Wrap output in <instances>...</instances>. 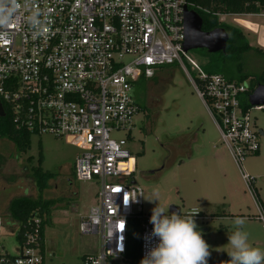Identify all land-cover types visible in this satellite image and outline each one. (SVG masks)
Wrapping results in <instances>:
<instances>
[{"label":"built area","instance_id":"obj_1","mask_svg":"<svg viewBox=\"0 0 264 264\" xmlns=\"http://www.w3.org/2000/svg\"><path fill=\"white\" fill-rule=\"evenodd\" d=\"M18 3L20 21L0 29L9 33L0 39V102L5 112L0 118L9 114L15 128L31 138L43 134L67 138L82 150L76 177L99 180L98 201L82 216L80 230L99 234L100 249L85 255L82 264H140L158 243L151 236L152 214L143 210V189L128 140L115 139L111 133L133 129L134 117L141 112L135 85L142 77H154L157 67L166 64L177 62L188 74L254 196L256 218L264 226L256 177L245 166L247 158L260 151L263 135L251 110H264V104L245 107L252 94L248 80L205 71L185 50V7L195 10L192 2L34 0L32 9L41 12L43 21L38 35L26 21L31 9L24 7V0ZM32 221L33 228L25 232L15 255L0 247V264H45L41 219ZM2 225L0 216V231ZM135 228L139 261L130 253Z\"/></svg>","mask_w":264,"mask_h":264},{"label":"rangeland","instance_id":"obj_2","mask_svg":"<svg viewBox=\"0 0 264 264\" xmlns=\"http://www.w3.org/2000/svg\"><path fill=\"white\" fill-rule=\"evenodd\" d=\"M262 12L257 16L250 13L240 16L223 14L220 19L241 28L251 45L264 48L261 41L259 43L264 31L255 33L236 20L244 17L264 25ZM188 53L205 71L224 67L222 61L225 56L219 52L193 48ZM227 63L235 65L231 60ZM243 71L252 74L247 79L251 85L252 78L255 77L256 81L264 71V56L255 51L245 53ZM192 74L195 76L196 72L192 70ZM133 93L143 107L134 117L133 129L116 130L111 135L115 139L128 140L127 147L136 159V179L143 189L144 212L152 214V209L156 207L158 202L146 200L151 198L156 188L160 192V204L168 208V212L171 206L179 207L181 215L201 211L202 216L195 212L194 220L210 246L211 255L207 264H220L230 259L227 253L231 251L227 245L228 233L233 230L234 219L219 220L217 213L222 214L223 211H232L233 216L227 214L231 215L230 218L242 216L249 242L264 249V226L256 218L255 200L246 191V183L221 140L215 120L184 68L177 62L159 66L154 77L135 85ZM140 93L143 97L139 96ZM251 116L258 130H264V110L253 109ZM260 139L261 153L248 157L245 166L256 177L255 188L264 204V135ZM81 152L67 138L50 134L32 136L31 147L26 152L19 151L11 140L0 138V215L3 219L0 247L7 253L15 255L19 243V224L9 215L8 204L15 197L38 198L39 189L33 168L39 164L40 153L43 155L44 171L54 173L43 197L63 198L62 204L58 203L59 206L52 210L51 217L44 224L45 264H82L85 255L98 253L100 235L85 234L80 230L81 218L98 201L100 188L96 178L86 181L76 177V160ZM216 153L229 173L228 180L241 193L231 208L229 205L233 198L228 197L223 186L219 187L223 181L211 163ZM189 154H192V159ZM56 183L58 187L54 188ZM73 204H78L76 212L71 208ZM135 229L132 238L139 239Z\"/></svg>","mask_w":264,"mask_h":264},{"label":"trees","instance_id":"obj_3","mask_svg":"<svg viewBox=\"0 0 264 264\" xmlns=\"http://www.w3.org/2000/svg\"><path fill=\"white\" fill-rule=\"evenodd\" d=\"M194 4V9L202 16L204 31H211L217 27H224L230 34L228 41V47L226 52H219L220 55H224L222 65L224 67L216 71L230 79L247 80L252 74L243 71V55L247 52L255 51L257 54L264 56V48L260 46L251 45L248 37L243 33L242 29L233 25L227 24L220 19L222 14H245V13H260L264 11V0H189ZM227 60H231L235 63L226 64ZM210 72V71H209ZM238 73V76H235ZM255 76V75H253ZM255 81L251 84L250 93H253L255 87L264 83V71ZM145 78L142 77L138 83L143 82ZM245 107H251L249 101L245 102ZM143 109V107L141 106ZM0 138H7L11 140L15 147L21 151L26 152L31 147V134L25 131H19L15 128L12 119L9 114L4 118H0ZM43 155L40 153L39 164L33 168V175L36 185L39 189L38 198L31 197H15L11 200L8 210L9 215L14 222L19 224V230L17 233L18 240H23L25 232L31 231L33 224H31L35 217L41 219V243L43 249L45 248V228L44 224L47 218L51 217L53 205L55 201L53 199H45L43 197L44 190L49 186V181L53 178L54 173L50 171H44L42 168ZM26 226V228L24 227ZM137 232V228L135 229ZM131 256L135 258V261H139V239L132 238Z\"/></svg>","mask_w":264,"mask_h":264},{"label":"clouds","instance_id":"obj_4","mask_svg":"<svg viewBox=\"0 0 264 264\" xmlns=\"http://www.w3.org/2000/svg\"><path fill=\"white\" fill-rule=\"evenodd\" d=\"M33 2L34 0H24V7L31 9L26 21L36 30L34 35H38L43 21L40 19L41 12L32 9ZM20 7L18 0H0V29L7 30L20 21ZM8 35L7 31L0 32V39ZM146 200L158 202L150 217L153 225L151 236L157 237L158 243L148 250L140 264H207L211 251L194 220L197 213L169 214L168 208L165 209L160 204L158 188L153 189L151 198ZM122 223L124 225V221ZM244 225L243 218L234 219L233 230L228 233L227 245L231 251L227 253L230 259L221 264H264V249L254 247L249 242V234L244 230Z\"/></svg>","mask_w":264,"mask_h":264},{"label":"water","instance_id":"obj_5","mask_svg":"<svg viewBox=\"0 0 264 264\" xmlns=\"http://www.w3.org/2000/svg\"><path fill=\"white\" fill-rule=\"evenodd\" d=\"M203 18L193 9L185 7V50L193 48H206L211 53L226 52L230 34L224 27H217L211 31L202 29ZM251 105L264 104V83L258 84L250 96ZM5 112L0 102V116H4ZM261 134L264 135V130L261 129ZM170 213L181 214V209L176 206H171Z\"/></svg>","mask_w":264,"mask_h":264},{"label":"crops","instance_id":"obj_6","mask_svg":"<svg viewBox=\"0 0 264 264\" xmlns=\"http://www.w3.org/2000/svg\"><path fill=\"white\" fill-rule=\"evenodd\" d=\"M251 14H253L252 16H257L259 13H251ZM223 15V14H222ZM222 15H220V16H222ZM231 15H236V16H240V14H231ZM253 22H255V21H253ZM255 23H257V24H259L258 22H255ZM240 24V23H239ZM241 25V24H240ZM259 26H260V28H262V27H264V25L263 24H259ZM246 28V27H245ZM248 29V28H247ZM249 30H251V29H249ZM252 31V30H251ZM262 31V30H261ZM253 32H254V30H253ZM255 33H256V31H255ZM263 35V34H262ZM261 37H263V36H261ZM259 43H260V40H259ZM261 44V43H260ZM264 45V44H263ZM141 106V105H140ZM141 110H142V108H141ZM226 147V146H225ZM227 149V148H226ZM227 151H228V149H227ZM229 152V151H228ZM261 153V149H260V151L257 153V154H255V155H259ZM230 154V153H229ZM189 157H190V159H192V154H189ZM214 159V160H213ZM212 160H211V163L216 167V169H217V171H218V173H219V175L221 176V180L223 181V182H221V185L219 186L220 188H221V186H223V189L227 192V195H228V197L229 198H233V202H231L230 203V205H229V208H231L232 206H234V204H235V201H236V198H239L240 196H241V193H239V190H237L236 188H235V184L234 183H232V182H230L229 180H228V178H230V176H229V173H228V171L224 168V164H223V162H221V158L219 157V155H217V153L214 155V158H213ZM216 161V162H215ZM58 187V185H57V183L55 184V187L54 188H57ZM246 191H248L247 190V188H246ZM248 193H249V195H250V197L251 198H253V200H254V197L250 194V192L248 191ZM243 194H245V192H243ZM246 195V194H245ZM259 197H260V195H259ZM45 199H48V198H50V199H53L54 201H55V204L53 205V209H55V208H57L59 205H61L62 204V202L61 201H63V198H59V197H56V198H51V197H44ZM261 198V197H260ZM97 202V201H96ZM58 203H60L59 205H58ZM255 203V202H254ZM10 204V203H9ZM9 204H8V207H9ZM96 204V203H95ZM71 208H72V210L74 211V212H76L77 211V208H78V204H73L72 206H71ZM8 211V213H9V210H7ZM197 211V210H196ZM195 211V212H196ZM197 213L200 215V216H202V212L201 211H197ZM218 214V216L219 217H217L219 220H229V219H235V218H237V217H241L242 218V216H236V217H233V218H230V216L231 215H227V214H232V216L234 215L233 213H232V211H229V213H227V211H223V213L222 214H220V213H217ZM85 215V214H84ZM1 216V215H0ZM221 225V224H220ZM224 227H226V226H221V228H224ZM44 250H45V248L43 249V252H44ZM45 259V258H44ZM221 264V263H220Z\"/></svg>","mask_w":264,"mask_h":264},{"label":"bare ground","instance_id":"obj_7","mask_svg":"<svg viewBox=\"0 0 264 264\" xmlns=\"http://www.w3.org/2000/svg\"><path fill=\"white\" fill-rule=\"evenodd\" d=\"M236 20L241 24V25H243V26H245L246 28H248V29H251V30H254V31H256V32H260V30H262V31H264V27H262L261 29H260V26H259V24H257V23H255V22H253V21H251V20H249V19H247V18H244V17H238V18H236ZM264 34V33H263ZM264 36V35H263ZM261 43L262 44H264V37L263 38H261Z\"/></svg>","mask_w":264,"mask_h":264},{"label":"snow or ice","instance_id":"obj_8","mask_svg":"<svg viewBox=\"0 0 264 264\" xmlns=\"http://www.w3.org/2000/svg\"><path fill=\"white\" fill-rule=\"evenodd\" d=\"M127 200H128V198H127V197H125V202H127ZM119 228H120L121 230H123V228H124V225H123V224L119 225Z\"/></svg>","mask_w":264,"mask_h":264},{"label":"flooded vegetation","instance_id":"obj_9","mask_svg":"<svg viewBox=\"0 0 264 264\" xmlns=\"http://www.w3.org/2000/svg\"><path fill=\"white\" fill-rule=\"evenodd\" d=\"M139 96H140V97H143L141 93L139 94ZM141 100H142V99H141Z\"/></svg>","mask_w":264,"mask_h":264}]
</instances>
